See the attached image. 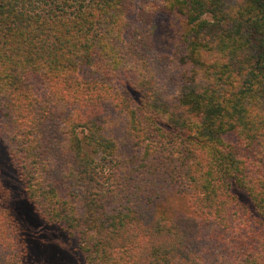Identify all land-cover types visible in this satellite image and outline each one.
<instances>
[{
	"label": "trees",
	"instance_id": "obj_1",
	"mask_svg": "<svg viewBox=\"0 0 264 264\" xmlns=\"http://www.w3.org/2000/svg\"><path fill=\"white\" fill-rule=\"evenodd\" d=\"M134 7L0 0V144L26 201L83 264H264V0H144L132 29ZM12 220L0 264L27 252Z\"/></svg>",
	"mask_w": 264,
	"mask_h": 264
},
{
	"label": "rangeland",
	"instance_id": "obj_2",
	"mask_svg": "<svg viewBox=\"0 0 264 264\" xmlns=\"http://www.w3.org/2000/svg\"><path fill=\"white\" fill-rule=\"evenodd\" d=\"M144 0H135L134 12L129 17L131 27L136 26L137 8ZM146 1V0H145ZM153 25V22H151ZM152 53L170 56L175 33L181 29L172 16L159 12L155 20ZM231 193L253 213L247 192L231 183ZM13 227L18 222L21 236L25 237L28 247L23 256V264H83L84 253L79 248V241L70 237L62 225L50 224L37 216L34 208L26 201L24 185L13 168L6 150L0 144V220L4 223L10 217ZM22 254V250H21Z\"/></svg>",
	"mask_w": 264,
	"mask_h": 264
}]
</instances>
